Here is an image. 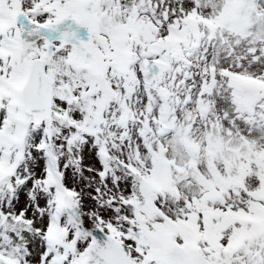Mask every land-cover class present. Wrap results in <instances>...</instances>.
<instances>
[{"label": "snow or ice", "instance_id": "6c2138e0", "mask_svg": "<svg viewBox=\"0 0 264 264\" xmlns=\"http://www.w3.org/2000/svg\"><path fill=\"white\" fill-rule=\"evenodd\" d=\"M0 264H264V0H0Z\"/></svg>", "mask_w": 264, "mask_h": 264}]
</instances>
